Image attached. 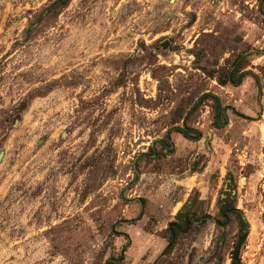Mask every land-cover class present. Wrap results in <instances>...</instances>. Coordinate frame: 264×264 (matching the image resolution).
Here are the masks:
<instances>
[{
    "label": "rangeland",
    "instance_id": "1",
    "mask_svg": "<svg viewBox=\"0 0 264 264\" xmlns=\"http://www.w3.org/2000/svg\"><path fill=\"white\" fill-rule=\"evenodd\" d=\"M54 1L0 0V264H230L226 204L264 264V0Z\"/></svg>",
    "mask_w": 264,
    "mask_h": 264
},
{
    "label": "trees",
    "instance_id": "2",
    "mask_svg": "<svg viewBox=\"0 0 264 264\" xmlns=\"http://www.w3.org/2000/svg\"><path fill=\"white\" fill-rule=\"evenodd\" d=\"M69 0H55L50 6L51 7H63L68 3ZM244 56H237L234 61L231 63L230 68L224 72L222 75H218V81L221 84L230 83L232 85L241 84L242 80L246 75H251L255 79H257V75L251 71H243L242 64L244 61ZM210 96L213 98L215 103L214 108V124L216 126H220L222 124L221 120L225 122L224 112L226 107H222L219 99L210 94H205L203 97ZM244 116V115H243ZM222 117H224L222 119ZM246 118L252 119L250 117L244 116ZM175 131L181 133L184 137L188 139L196 140L200 138L201 133L192 127L183 126V127H175ZM166 137H169V132L166 134ZM162 145L169 147L168 143L165 140H160ZM230 216H234L236 218L238 224V231L233 242L231 251H230V264H242L241 262V252L244 247V243L247 236V228L248 223L244 218L242 212L237 209L233 204H226L219 207V218L217 222L219 225H225L230 219ZM193 218L189 212H180L177 214L176 219L170 221L167 227L168 238L167 243L164 248V252H168L174 246L178 236L182 233H185L186 230L190 227L193 222ZM111 262L110 260L108 263Z\"/></svg>",
    "mask_w": 264,
    "mask_h": 264
}]
</instances>
